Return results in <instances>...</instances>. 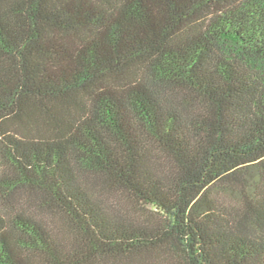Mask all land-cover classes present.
Listing matches in <instances>:
<instances>
[{
    "label": "trees",
    "instance_id": "16d2710c",
    "mask_svg": "<svg viewBox=\"0 0 264 264\" xmlns=\"http://www.w3.org/2000/svg\"><path fill=\"white\" fill-rule=\"evenodd\" d=\"M0 264H264V0H0Z\"/></svg>",
    "mask_w": 264,
    "mask_h": 264
},
{
    "label": "rangeland",
    "instance_id": "374dc122",
    "mask_svg": "<svg viewBox=\"0 0 264 264\" xmlns=\"http://www.w3.org/2000/svg\"><path fill=\"white\" fill-rule=\"evenodd\" d=\"M115 198V197H114Z\"/></svg>",
    "mask_w": 264,
    "mask_h": 264
}]
</instances>
